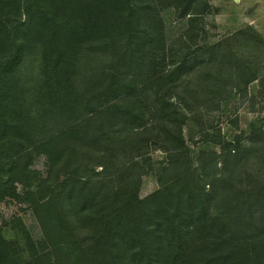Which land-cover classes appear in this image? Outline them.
I'll return each mask as SVG.
<instances>
[{
	"label": "trees",
	"instance_id": "trees-1",
	"mask_svg": "<svg viewBox=\"0 0 264 264\" xmlns=\"http://www.w3.org/2000/svg\"><path fill=\"white\" fill-rule=\"evenodd\" d=\"M210 8L0 0V187H28L37 145L44 166L28 190L42 237L0 243V264H264V119L233 140L202 128L218 149L194 166L183 136L189 112L257 78L226 39L207 41ZM88 56L104 62L83 77ZM152 144L166 161L141 196Z\"/></svg>",
	"mask_w": 264,
	"mask_h": 264
},
{
	"label": "rangeland",
	"instance_id": "rangeland-1",
	"mask_svg": "<svg viewBox=\"0 0 264 264\" xmlns=\"http://www.w3.org/2000/svg\"><path fill=\"white\" fill-rule=\"evenodd\" d=\"M210 12L205 16L207 41L226 39L232 49L253 72L257 78L246 86V93L233 92L227 98L209 102L199 110L189 112V118L183 126V136L192 165L196 164V156L201 149L215 148L217 145L210 140L204 141L202 128L219 129L222 137L233 140L241 130H248L251 124H258L264 119V0H209ZM167 29L170 38L180 31L182 24L170 22V14H166ZM241 29L243 32L233 36V32ZM104 59L88 56L82 60L79 71L83 77L90 74ZM23 76H29L26 70ZM147 103L151 101L150 90L142 93ZM62 126L60 116L52 118L44 133H49ZM209 131V132H210ZM35 161L32 165V177L28 187L23 183L13 182L6 187H0V243H7L11 253L18 247H24L26 236L35 240L42 237V231L34 216L33 196L28 190H35L36 177L44 170L40 155V145L34 147ZM150 167L141 176L139 193L145 196L157 188V171L166 161V151L154 144L150 148ZM111 229L107 230L106 239L110 237ZM17 256L13 255L15 258ZM97 264H99L97 262Z\"/></svg>",
	"mask_w": 264,
	"mask_h": 264
}]
</instances>
